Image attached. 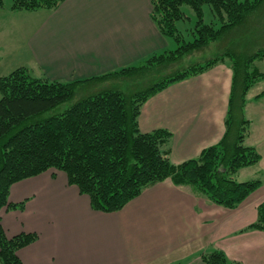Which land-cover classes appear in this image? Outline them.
Masks as SVG:
<instances>
[{
    "label": "crops",
    "instance_id": "0c3cea01",
    "mask_svg": "<svg viewBox=\"0 0 264 264\" xmlns=\"http://www.w3.org/2000/svg\"><path fill=\"white\" fill-rule=\"evenodd\" d=\"M151 11V0H66L55 10L32 13L0 9V68L2 53L12 52L14 41L25 58L19 67L36 69L51 81L82 80L137 65L172 48ZM34 17H42V23H25ZM262 63L257 60L252 70L264 73ZM232 64L226 60L173 83L142 105L140 131H169L173 164L197 159L223 139ZM0 76L5 74L0 71ZM261 84L264 79L249 91L245 116L251 122L247 141L262 159L241 170L237 180L262 178L263 185L239 208L215 205L167 179L118 212H99L67 176L49 170L11 187L9 201L25 202L23 210L0 213L8 237L38 234L18 251L23 264H204L202 255L212 250L241 264H264V232H243L264 202V88L252 92Z\"/></svg>",
    "mask_w": 264,
    "mask_h": 264
},
{
    "label": "trees",
    "instance_id": "16d2710c",
    "mask_svg": "<svg viewBox=\"0 0 264 264\" xmlns=\"http://www.w3.org/2000/svg\"><path fill=\"white\" fill-rule=\"evenodd\" d=\"M65 1L11 0L8 9L17 13L52 11ZM263 3L151 0V19L159 32L177 45L175 50L71 82L35 77L26 67L0 76V213L4 208L23 210L25 202L9 201L11 187L51 169L66 173L68 183L89 197L94 211L118 212L146 188L167 179L215 205L228 210L239 208L263 185L262 178L242 182L236 176L262 159L255 147L246 144L251 122L245 108L249 91L264 79V73L252 70L257 60H264V47L249 56L232 49L207 60L196 58L212 44L222 43L227 33L241 27ZM185 6L196 18L191 41L185 40L176 25L190 18ZM204 6L210 7L215 23L204 22ZM0 9H6L5 0H0ZM226 60L233 63L234 78L225 135L197 159L175 165L170 161L172 134L167 130L142 133L138 123L141 107L169 85ZM76 97L79 99L70 108L49 116ZM246 231L264 232V202ZM37 239L36 233L8 237L0 215V264H23L18 251ZM202 259L204 264H241L229 260L221 250L204 253Z\"/></svg>",
    "mask_w": 264,
    "mask_h": 264
},
{
    "label": "rangeland",
    "instance_id": "374dc122",
    "mask_svg": "<svg viewBox=\"0 0 264 264\" xmlns=\"http://www.w3.org/2000/svg\"><path fill=\"white\" fill-rule=\"evenodd\" d=\"M5 5H6V9H8V7L11 5V0H5ZM183 9L190 18H187L183 21H179L177 22L176 25L179 31L183 34L185 40L191 41L193 40L192 32H194L196 18L193 16L192 11L187 6H185ZM42 21H43L42 17H34V19L26 20L25 23L26 24L31 23L32 26H35L34 24H36V26H38L42 23ZM204 22L206 24L215 23L214 16L209 6H204ZM19 34L23 35L22 33ZM229 43H231L232 45H229ZM232 46L234 48L233 49L234 52L244 56H246L248 53L249 54L252 53V51L258 47L260 48L264 47V3L255 13H253L249 17V19L245 23L241 25V27H237L235 31L227 33L222 43L219 42V44H212L210 49L200 54L196 59L207 60L208 57H213L214 55L221 53L224 49L231 48ZM171 47L172 48H170L169 50L173 51L177 48V45L173 41H171ZM2 50H4V48H2ZM24 59H25L24 56L21 53H19L17 44L14 41L12 52L8 51L2 53L3 61L1 60V64L3 62V65L1 66L0 71H2L5 75H8L10 72L17 69L20 65H23L25 63L22 62ZM261 69L264 71V63H262ZM30 71L33 76L42 77V75L38 72V70L31 69ZM111 85L120 86L122 88L124 87L122 83L121 84L111 83ZM263 88H264L263 84L258 85L252 90V92H255L256 90H261ZM251 95H252L251 93L248 94V97L250 98ZM78 99L79 97H76L75 99L63 104L62 106L54 110V112H51L49 116L60 112L62 113L63 111L74 105ZM246 144L250 145V141L248 140ZM50 171L54 173H63L65 176H67L66 173L62 171L60 172L53 169H51ZM237 178L238 175L236 176V179Z\"/></svg>",
    "mask_w": 264,
    "mask_h": 264
}]
</instances>
